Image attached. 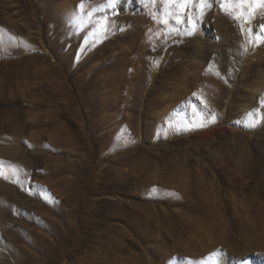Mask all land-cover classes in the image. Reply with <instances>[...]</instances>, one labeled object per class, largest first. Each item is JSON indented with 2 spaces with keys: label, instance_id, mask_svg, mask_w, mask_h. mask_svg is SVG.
<instances>
[{
  "label": "rangeland",
  "instance_id": "obj_1",
  "mask_svg": "<svg viewBox=\"0 0 264 264\" xmlns=\"http://www.w3.org/2000/svg\"><path fill=\"white\" fill-rule=\"evenodd\" d=\"M208 3L193 30L194 19L168 0H0V40L5 31L14 38L5 47L0 41V264H220L215 254L201 257L213 248L226 253L225 264H264V218L249 216L242 193L226 195L228 211L217 218L197 199L209 180L201 167L218 165V154L229 149L221 144L231 142L232 159L215 173L230 191L235 171L264 183V155L255 152L258 165L238 169L242 148L229 131L216 133L209 146L201 130L190 135L202 121L186 108L203 106L202 91L196 101L174 100L179 117L167 129L165 118L152 116L171 101L130 106L123 81L134 69L123 73L118 53L169 26L185 30L175 48L185 73L168 79L167 95L186 92L189 72L203 79L204 67L189 63L204 61L192 55L202 47L233 66L234 99L245 94L259 68L257 49L264 51V8L249 17L248 5L236 0L231 14L221 0ZM150 11L161 20L155 27ZM246 61L254 65L245 68Z\"/></svg>",
  "mask_w": 264,
  "mask_h": 264
},
{
  "label": "bare ground",
  "instance_id": "obj_2",
  "mask_svg": "<svg viewBox=\"0 0 264 264\" xmlns=\"http://www.w3.org/2000/svg\"><path fill=\"white\" fill-rule=\"evenodd\" d=\"M212 1L213 0H208V2ZM198 5L199 1L194 0L193 5L187 8H190L191 11L187 12L186 9L188 17H192V19H194L196 29L199 26L198 21L207 12L206 9H204L203 15H201V10ZM192 9H194V11H192ZM166 12L163 13L162 18H166V16H168L166 19H171V15H168ZM63 18L66 19L65 17ZM183 18L184 17H182V21L184 20ZM157 21H161L159 19V15L150 11V25L155 27L158 23ZM191 23H193V21ZM74 27L78 29L77 24H75ZM184 31L183 29L182 31L178 29L176 30L175 28L170 29L168 26L163 34L155 37L154 33V36L150 37L151 40H149L147 44L145 43L147 40L138 46L131 44L128 49L122 50L118 53L119 55H122V58H124L123 63L126 66L123 73L126 74L128 65H132L134 69L133 73H127L126 80L125 78L123 79V81H126V84L127 81L129 82L127 86H129L131 90L129 91V97L127 98L130 100L129 105L132 106L134 101L136 104H139V102L142 101L147 104H145L146 106L157 105L160 101H171V103L165 107L164 111H154L152 116V119L158 122L161 120L160 117L165 118V126L168 129L172 127V124L169 123L170 120L179 117V114L177 115V112L173 111L174 107H177L174 105V100H180L189 95V99L196 101L200 99L197 95H199V92L202 91L204 95L201 99L203 106L197 107L194 104L195 102H192L189 103L188 108H186L189 112V117H194L198 114L200 116L199 119L202 121V124L197 125L195 131H193L190 135L196 136V131L201 130V143L209 146V144H211L210 139H212L216 133L229 131V138L234 142L233 145L236 148H242V151H239L238 153V159L235 160V167L243 169L244 167H248L249 164L258 165L254 157L255 152L264 155V51L261 53V51L257 49L259 52L257 51L258 60L256 61V66L259 68L256 70V77L253 80L256 84L252 82L249 85H245V94L241 95L237 99H234L236 94H233L236 87L234 83L235 76H233V66L228 63V68L224 67V63L226 62L222 63L218 58H210L208 53H204L203 47L200 49L195 48L193 51L195 54H192L195 57L197 56L198 59L203 58V62L200 60L194 61V57L193 60H189V63H192L193 65H198L200 68L202 66L204 67L203 71L205 73L203 79L196 76L195 72H189V88L188 86L186 87L184 90L186 92L179 90L176 94L174 92L173 94L167 95L165 91L172 84V82L168 79L175 77L177 78V81H180L184 78L183 76H180L185 73L183 67L180 66L184 56H182L183 54L180 51H176L175 49L179 46L180 39L185 37ZM256 36L259 38L261 37L260 27L256 28ZM1 38H3L0 40L2 43L1 47H5L4 45H7L6 42L14 43L13 35L12 33H8V31H5ZM145 39H147V37ZM200 41L198 43H200ZM214 52L218 53V50L215 49ZM151 55H154L155 57L154 59L149 60ZM115 56L117 57L116 54ZM205 65H207V67H205ZM244 65L245 68H250L254 64H249V61H246ZM241 79L242 78H240V81ZM243 79L245 80L246 78L243 77ZM149 81H152V84L150 83L152 88L147 90ZM192 88L197 93H193ZM155 91H159L160 93H156L152 97V94H154ZM150 95L151 97L148 100ZM170 111L171 114L168 113ZM157 128L160 129V126ZM156 138L157 135L154 136V139ZM227 142H229V140ZM228 144L229 143L221 144L226 148L229 147V149H227L226 152L223 151V153H221V151L220 154H218L220 158L218 161H214L218 165H213V161H210L209 165L201 167V170L203 171L204 169L205 175L209 178V180L203 186L201 192L198 193L197 199L198 201L201 200L205 211L210 213L208 216L217 218L219 216L216 214L217 211H221V216L223 212L226 213L228 211L227 208L229 207L230 202H227V198L225 196L227 195L233 198L235 196V191H237L242 193L244 196L245 206H248L251 213L249 216L264 218V183H254L253 180H249L235 171V173H232L230 178L228 177V184L233 185V190L230 191L228 187L231 185L227 186L223 182L222 178L220 179L215 173V168L220 166L222 169L223 165L228 164V159L230 161L232 159L231 142L229 145ZM163 152L165 151H161V153L158 154V158L161 161L167 158L166 155H163ZM243 179H247V183H243ZM225 222L227 223V221ZM222 225L223 222L219 227ZM234 236L235 235L232 237ZM219 244L221 243H216L217 246ZM219 249L220 248H218V250ZM213 250L214 248L210 251L204 252L201 257H203L206 253L207 255L215 254L214 260H217V257H221L220 264H225L227 258L224 257H227L226 253L223 251L219 253L220 251H217V249L213 252ZM198 263L199 261L194 262L193 264Z\"/></svg>",
  "mask_w": 264,
  "mask_h": 264
},
{
  "label": "snow or ice",
  "instance_id": "obj_3",
  "mask_svg": "<svg viewBox=\"0 0 264 264\" xmlns=\"http://www.w3.org/2000/svg\"><path fill=\"white\" fill-rule=\"evenodd\" d=\"M119 0H108V5L107 6H115L116 3H118ZM143 3V0H141ZM153 4L156 3V0H151ZM168 3L174 4L177 7H179L180 11L182 14H186V9L193 5L194 0H168ZM233 3V0H221V8L228 14H231V5ZM236 3L238 6L243 7L244 5H248L249 11L247 12V15L251 17L255 13V7H261L264 8V0H236ZM201 9V15H203V10L211 7V5L208 3V0H199V5ZM81 8L84 7L83 2L80 5ZM169 15H173V13H169ZM177 22L180 23L182 22V16H176L175 17ZM237 18H242V14H237ZM158 23L160 21H157ZM164 23H167V21H164ZM107 20L105 19V25H104V30L107 31ZM195 21L192 23V29H195ZM262 28H264V25H261Z\"/></svg>",
  "mask_w": 264,
  "mask_h": 264
}]
</instances>
